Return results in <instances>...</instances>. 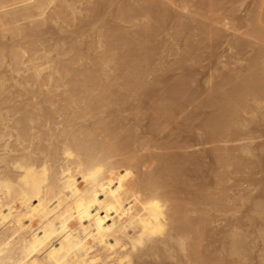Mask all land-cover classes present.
<instances>
[{"label": "bare ground", "instance_id": "1", "mask_svg": "<svg viewBox=\"0 0 264 264\" xmlns=\"http://www.w3.org/2000/svg\"><path fill=\"white\" fill-rule=\"evenodd\" d=\"M91 1L84 10V0H0V264H208L202 243L216 214L242 209L246 229L233 220L224 250L240 263L255 253L263 261L264 130L256 125L264 121V0H129L116 10L114 0ZM109 15L138 32L111 33ZM52 23L80 29L52 44ZM170 24L184 73L159 94L147 68L153 40ZM93 31L102 51L91 53V67L102 76L73 70L87 56L75 44ZM115 86L128 90L114 94ZM139 92L155 104L154 116L144 104L154 117L146 127L144 107L134 105ZM190 108L214 112L202 120L206 143L235 144L214 149L222 168L248 171L235 197L224 189L181 198L191 186L180 187L188 175L181 166L196 160L154 152L164 149L153 145L158 134ZM131 110L135 124L123 115Z\"/></svg>", "mask_w": 264, "mask_h": 264}, {"label": "rangeland", "instance_id": "2", "mask_svg": "<svg viewBox=\"0 0 264 264\" xmlns=\"http://www.w3.org/2000/svg\"><path fill=\"white\" fill-rule=\"evenodd\" d=\"M86 0H84V6H83V9L85 10L87 7H88V0L85 2ZM91 1V0H90ZM95 2H97V0H94ZM111 1V0H110ZM115 1L118 3H115ZM125 1V3H126V1H127V3H130V5L133 3V4H135L136 3V1L134 0H130V2H129V0H114V5L115 6H113L114 8H112V9H114V10H116V8H117V6H119V5H122L123 3L122 2H124ZM91 2H93V0L91 1ZM112 2V1H111ZM94 3V2H93ZM119 3H122V4H119ZM132 4V5H133ZM85 5H86V7H85ZM136 6L138 5V3H136L135 4ZM109 6V5H108ZM108 6H106V7H108ZM81 7V9H82V5L80 6ZM109 10H111V8H109V9H104V12H109ZM112 11V10H111ZM110 11V12H111ZM85 12L86 11H84L83 12V16H87V12H86V14H85ZM112 12H114V11H112ZM85 14V15H84ZM107 18H109V19H107L106 21L107 22H109V21H111V22H113L112 23V25H115V27L113 26V29H111V33H113V31L112 30H118V32L120 31L121 32V30L120 29H124V28H126V31H127V33H130L131 35L133 34H135L136 32H138V28H135V27H132L133 25L132 24H126V26H125V24L124 23H120L119 21H116V20H114V16L113 15H109V16H107ZM92 20L93 21V19L92 18H86V21H88V20ZM106 22V23H107ZM111 22H109L108 24H111ZM114 22H116V23H114ZM120 23V24H119ZM50 25V24H49ZM49 25H48V27H47V29H48V34L45 36V39L47 40V36H48V41H49V43H54V40H50V37H51V39L54 37V39L56 40V39H58L59 38V36H61L62 38H67L68 36V40L67 41H70V39L72 40V39H74L75 38V34H71L70 33V29L72 30L71 32L72 33H74V30L76 31V28L77 29H80V28H78V26H74V27H76L75 29H73V27H71V28H69V27H62L63 28V32L61 31V26L63 25H60L59 26V28H57L56 27V25L55 24H51L52 25V27H51V29H50V27H49ZM50 25V26H51ZM65 25V24H64ZM132 25V26H131ZM106 26H107V28L105 27V30L107 31V32H109V29H110V25H107L106 24ZM125 26V27H124ZM127 26H129V27H127ZM54 27H56V29H53ZM117 27H118V29H117ZM124 27V28H123ZM132 27V28H131ZM65 28L67 29V30H69V31H67V33H66V31H64L65 30ZM69 28V29H68ZM109 28V29H108ZM120 28V29H119ZM129 28V29H128ZM173 28H174V25H172V24H170V25H168L167 26V29L165 30V31H163L162 33H160V35L159 36H157L154 40H155V42H154V40H153V42H152V46L151 47H154L153 49H152V51H154V55H153V52H151V56H153V58H151L152 60L150 61V66L152 65V67L151 68H147V70H151L150 71V73H152V74H150L149 73V71H147V74H149L148 76H149V78H148V80L150 81V84H152V81L154 82V86H157V87H155L156 89V91L158 90L159 91V94H164V93H166V92H168L167 90L169 89V88H173V84H175V82H177V83H179V81L180 80H178V79H180V76L182 77V75H183V73H184V71L181 69V49L179 48L180 47V37L178 38V37H174L172 34H174L175 32V30H173ZM49 29H50V31H49ZM57 29H58V31H61L63 34H61V32H59V34L57 33L58 31H57ZM60 29V30H59ZM55 32H54V31ZM129 30V31H128ZM78 31V30H77ZM125 31V30H124ZM119 32V33H120ZM174 32V33H173ZM93 33H95L94 31L92 32V37H90L89 35H90V33H87L86 34V36H84L82 39H83V41H81L80 43H78V44H75L77 47L79 46V51L81 52V53H84V54H87V56L85 55L84 56V58L86 57V60H83V62H84V64L85 63H88V64H83V63H81V62H79L78 64H82V66H81V64L80 65H78V64H76L75 66H77V67H75L74 65H73V70H76L77 69V71H82V72H87V71H90V70H94L93 68H98V70L96 69V71L95 72H97L98 73V75L100 74L101 76H102V72L100 71L101 69V66H99V65H97L96 67H94L95 65H93V64H95V63H93V59L95 58L94 57V55H95V53L94 52H98V50H99V52L98 53H96V55L97 56H99L100 55V53H101V48H100V44H99V41L97 40L98 38V34H95V35H93ZM51 34V35H50ZM53 34V35H52ZM115 34H118L117 32H115ZM57 35V36H56ZM59 35V36H58ZM66 37H65V36ZM71 35V36H70ZM97 36V37H96ZM57 37V38H56ZM60 37V38H61ZM86 37V38H85ZM59 38V39H60ZM70 38V39H69ZM86 39V41H85V39ZM96 38V39H95ZM179 39V40H178ZM179 41V42H178ZM71 42V41H70ZM88 42V43H87ZM95 42H98V43H95ZM48 43V44H49ZM52 43V44H53ZM155 43V44H154ZM71 44V45H70ZM80 45H81V47H80ZM83 45V46H82ZM177 45V46H176ZM179 45V46H178ZM70 46L72 47L73 46V44L72 43H69V47H68V49L70 48ZM91 46V47H90ZM171 46V47H170ZM84 47V48H83ZM97 47V48H96ZM173 47V48H172ZM82 48V49H81ZM89 48H91V49H89ZM81 49V50H80ZM95 49V50H94ZM176 49V50H175ZM86 50H89V52H87ZM90 50H91V52H90ZM93 50V51H92ZM75 52H73L72 53V55H71V57H73ZM88 53H89V55H88ZM94 54L93 55V58L91 57V55L92 54ZM122 53V52H121ZM180 55V56H179ZM83 56V55H82ZM89 56V58L87 59V57ZM96 56V57H97ZM76 57V56H75ZM90 58H92L91 60H90ZM158 60V61H157ZM91 63H93L92 64V67H91ZM84 65V66H83ZM78 67H80V68H78ZM82 67V68H81ZM84 67V68H83ZM87 68H92V69H90V70H86ZM82 69V70H81ZM84 70H86V71H84ZM113 73V72H112ZM117 76L119 77V73H116L115 75H114V73H113V75H112V77H114V78H117ZM155 77V78H154ZM201 78V77H200ZM155 79V80H154ZM122 81V80H121ZM148 81V82H149ZM118 83H120V80L119 81H117ZM117 83V85H122V83H120V84H118ZM160 83V84H159ZM202 84V83H201ZM166 86V87H165ZM165 87V88H164ZM119 88V89H118ZM125 89H127V88H121V87H119V86H115V88H113V90H115V91H113L112 90V92H114V94L116 93V91L118 90V92L116 93V94H118V93H124L126 90ZM160 89L162 90V91H160ZM125 90V91H124ZM128 90V89H127ZM169 90H171V89H169ZM124 91V92H123ZM163 92V93H162ZM158 93V92H157ZM135 96V97H134ZM138 96H141V93L139 92V93H137V95H133V97L135 98H133V97H131V99H130V101H132L133 103H134V101L132 100V99H134L135 101H136V103L134 104V105H138V107H140V105L141 106H143L144 107V109H143V111H142V113H144L145 111H146V109H145V106H144V104L146 103L147 104V102L146 101H148V99L145 97L144 99H146V101L144 100V103L143 102H140V100H142V99H140V100H138L139 98H141V97H139L138 98ZM204 96L205 95H203V96H201L199 99L200 100H198L197 102H200L201 100H203L204 99ZM136 97H137V99H136ZM151 101V102H150ZM150 101H148L149 103V106L150 107H152V111L151 112H149V110H147L148 112H149V114H153L152 112L154 111V105L155 104H153L154 103V100H150ZM153 101V102H152ZM132 102H128L129 104H127L128 105V109L130 110V107H131V109L132 108H137V107H134V105H133V103ZM137 102H140L139 104L137 103ZM130 103L132 104V105H130ZM143 104V105H142ZM145 104V105H146ZM148 104H147V106H148ZM153 104V105H152ZM126 105V106H127ZM130 105V106H129ZM152 105V106H151ZM148 106V107H149ZM143 107H141V108H143ZM150 107L148 108V109H150ZM140 108V109H141ZM124 109H126V107L124 108ZM127 109V110H128ZM145 110V111H144ZM195 110H197V109H192V108H190V109H187L185 112H183V114L182 115H180L179 113L177 114V115H180V117H178L177 115V117L175 116V118L173 119L175 122H170V124L172 123V126L170 125V127L169 126H167L166 128H168V131H167V129L164 131V132H162V134H158V136L157 137H159L158 139H160L158 142L156 141L157 139H155L153 142V145H155V143H156V145L155 146H157L158 144V147L159 148H163L164 147V149H162V151H161V149L159 150V149H156V150H154V152L155 153H157V154H161L162 153V156H165L166 155V157H167V155H169V156H171L170 158H173V156H177V154L179 155V154H181V155H179V157H176L177 159H175V157H174V161L176 160H178V158H179V160L181 159V157L182 156H185L184 157V159L186 160V158H187V160H189V159H192V158H194V160H196V162L194 163H192L191 165L189 164L188 165V163H186L185 165H183V166H181L184 170H186L187 168H188V175H187V173L185 172V174L187 175H185L183 178L184 179H187V181H185V184H183V186L181 185L180 187H182V188H184V185H185V187H186V184L187 185H191L190 186V188L188 189V191L186 190V188H184L183 190H182V195H180V197L181 198H185V197H187V194L184 192V191H186L187 193H188V197H190V193L192 192V195L195 193H198V195L199 194H202V193H204V192H207V191H209V192H212V191H216L217 193L218 192H220L221 190H224V189H226V190H224V191H226V194H228V196H230V197H235L239 192L238 191H240V190H242L243 188H245L246 186H247V184L245 183L246 182V180H247V178H246V176H247V173H248V171L247 170H241L240 172L241 173H235L234 172V170L233 169H225V168H222V165L218 162V160H217V155H216V152H215V150L214 149H216V148H225V147H233L235 144H232V143H230V144H222V143H216V144H212V143H206V140H207V138H206V136H205V134H203L202 132H201V130H200V128H202V124H203V121L202 120H204L205 121V119H207L208 117H210L211 115H213L214 114V112L212 111L211 112V110H209V109H203L204 111H202V109H198V111H195ZM194 111V112H193ZM207 111V112H206ZM127 112H129V113H127ZM126 113L124 112L123 113V115H125L126 117V120H128L127 122H130V124L133 122L132 121V116H133V119L135 118V110H134V112H132V110L131 111H127ZM148 112H145L143 115H145L144 117H147V118H145V120H143L144 122L142 123L141 121V117H138L141 121V124L143 125V127L145 126H147L146 124L148 123V121L149 120H151L152 118H154L153 116H154V114H153V116L152 117H150L149 115H148ZM191 112V113H190ZM206 112V113H205ZM182 113V112H181ZM195 113V115H192V114H194ZM133 114V115H132ZM188 114H189V116H190V114L192 115V116H190V117H187L188 116ZM135 115V116H134ZM143 115H141L142 117H143ZM210 115V116H209ZM193 116H195V117H193ZM129 117H130V119H129ZM144 117L142 118V119H144ZM128 118V119H127ZM177 118V120H175ZM188 118V119H187ZM135 119H137V118H135ZM147 119V120H146ZM192 119V120H191ZM193 119H195L194 121H193ZM132 122H131V121ZM153 120V119H152ZM135 121V120H134ZM137 121V120H136ZM136 121L134 122V123H132V124H135L136 123ZM191 121V122H190ZM140 122H138L139 123V125H141L140 124ZM175 123V124H174ZM193 123V124H192ZM261 124H263L262 125V127L261 126H258V125H256V128L257 129H262V130H264V121H262V122H260ZM145 124V125H144ZM149 124H150V122H149ZM141 125V126H142ZM174 126V127H173ZM189 126H191V127H189ZM199 126V127H198ZM195 128H196V130H195ZM199 128V130H197ZM146 129V128H145ZM144 129V130H145ZM142 130H143V128H142ZM143 130V131H144ZM195 131V132H194ZM194 133H196L197 135L199 134V133H201L203 136L202 137H200V139H198L197 138V136H195V134ZM161 136V137H160ZM195 137V138H194ZM206 138V139H205ZM174 139V140H173ZM184 139V140H183ZM194 139V140H193ZM195 139H197V142L198 143H201L202 141H204V142H202L203 144H201L200 146H195ZM202 139V140H201ZM205 139V140H204ZM167 140V141H166ZM172 140L174 141V142H172ZM179 140V144L177 145V143L178 142H176V141H178ZM199 140H200V142H199ZM156 141V142H155ZM182 141V142H181ZM161 142V143H160ZM168 142H172V143H175L176 142V144H172L171 143V147H169L170 146V144H168ZM262 142H264V140H258V142H257V146L260 144V143H262ZM167 143V144H166ZM167 147L168 146V149L167 148H165V146ZM180 144H181V147L183 146V147H185V148H181L180 147V149L178 148L179 146H180ZM190 144H191V146L192 145H194L193 147L194 148H192V147H190ZM163 145V146H162ZM177 147H176V146ZM203 145V146H202ZM173 146L174 147H176V148H178V149H174L173 148ZM186 146H189V148L190 149H187L188 147H186ZM170 148H172V149H170ZM166 149V150H165ZM201 149V150H200ZM205 149H207V150H205ZM159 150V151H158ZM168 150V151H167ZM193 150V151H192ZM192 152H195V153H193L192 154V156H190V153H192ZM200 152V153H199ZM163 153L165 154V155H163ZM177 153V154H176ZM224 154H225V152H223ZM257 153H259V150L257 151ZM195 154V155H194ZM235 157H236V159L238 158V159H243L244 157H245V155H243L242 153H240V152H235V154H234V152L232 153ZM189 158H188V157ZM192 157V158H191ZM183 158V157H182ZM198 158V159H197ZM206 158V159H205ZM183 159V160H184ZM201 159V160H200ZM204 159V160H203ZM179 160H178V163H179ZM182 160V159H181ZM182 160V161H183ZM194 160H192V161H194ZM175 161V162H176ZM181 161V162H182ZM198 161V162H197ZM177 163V164H178ZM198 163V164H197ZM179 165V164H178ZM192 165H194L195 167H193ZM189 166V167H188ZM192 166V167H191ZM196 166H198L197 168H196ZM220 166V167H219ZM196 168V169H195ZM255 168V167H254ZM195 169V170H194ZM221 169V170H220ZM192 170H194V171H192ZM198 170V171H197ZM224 170V171H223ZM231 170V171H230ZM254 170V169H253ZM258 169H255L254 171L255 172H258L257 171ZM192 171V172H191ZM230 171V172H229ZM244 171L246 172V173H244ZM189 172H190V174H189ZM199 174H198V173ZM226 172V175H225V177L227 176V178H226V180H224L223 182L221 181L223 178L221 177L222 175H219V174H221V173H225ZM243 172V173H242ZM195 173H197L198 175H196ZM193 175V176H192ZM240 175V176H239ZM197 176H199V177H197ZM231 176V177H230ZM243 176V177H242ZM187 177V178H186ZM190 177V178H189ZM233 177V178H232ZM245 177V178H244ZM255 178H259L260 177V175H258V176H254ZM222 178V179H221ZM230 180H229V179ZM242 178H243V180H242ZM233 179V180H232ZM235 179V180H234ZM237 180H239V181H237ZM187 182V183H186ZM221 184V185H219V184ZM223 183V184H222ZM231 183V184H230ZM236 183V184H235ZM196 184V185H195ZM238 184V185H237ZM240 184V185H239ZM245 184V185H244ZM226 185V186H225ZM233 186V187H232ZM238 186V187H237ZM222 187V188H221ZM225 187V188H224ZM236 187V188H235ZM192 188V189H191ZM203 188V189H202ZM242 188V189H241ZM191 189V190H190ZM203 191H202V190ZM214 189V190H213ZM219 190V191H218ZM237 190V191H236ZM189 191H190V193H189ZM194 192V193H193ZM202 192V193H201ZM214 192H213V194H214ZM215 192V193H216ZM228 192V193H227ZM184 193V194H183ZM186 194V195H185ZM191 195V196H192ZM184 196V197H183ZM246 211L247 210H241L240 211V213H238L237 215H236V217H233L231 214H226V215H222V214H216V221H215V223H213L211 226V236L210 237H205V239L203 240V243H202V250L203 251H205V254H207V256H211V257H208L209 259L208 260H210V263L208 262V264H212L213 263V260H214V263L213 264H220V261H222V262H224V264L226 263V262H228V263H232L233 261L234 262H236V261H238L239 262V260L238 259H236V258H230V257H227V253L225 252V250H224V247H226V245H227V241H229V239H227L226 237H227V234L229 233V231H231V229H233V226H232V222H233V220H234V222H235V224L237 225V226H240L243 230H245L246 229V218H245V216H246ZM245 212V213H244ZM245 214V215H244ZM230 216V217H229ZM240 217V218H239ZM242 217V218H241ZM245 218V219H244ZM237 219H240V220H237ZM243 219V220H242ZM237 220V221H236ZM234 222H233V224H234ZM230 223V224H229ZM239 224V225H238ZM235 225V226H236ZM227 226V227H226ZM244 227V228H243ZM212 228H213V230H212ZM218 231V232H217ZM215 245V246H214ZM213 252V253H212ZM209 254V255H208ZM225 259H224V258ZM254 257V258H253ZM253 257H252V261H243V263H242V261H241V263L239 262V264H264V260L262 261V259H261V257H260V255L259 254H253ZM223 259V260H222ZM225 260H226V262H225ZM230 260V261H229ZM233 260V261H232ZM215 261H218V262H215ZM237 262V263H238ZM230 263V264H231ZM227 264V263H226Z\"/></svg>", "mask_w": 264, "mask_h": 264}]
</instances>
